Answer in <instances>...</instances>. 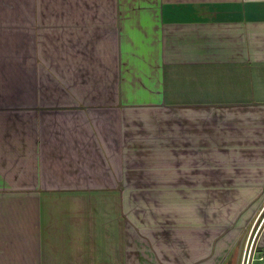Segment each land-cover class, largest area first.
Wrapping results in <instances>:
<instances>
[{"label": "crops", "instance_id": "0c3cea01", "mask_svg": "<svg viewBox=\"0 0 264 264\" xmlns=\"http://www.w3.org/2000/svg\"><path fill=\"white\" fill-rule=\"evenodd\" d=\"M262 190L264 0H0V264H229Z\"/></svg>", "mask_w": 264, "mask_h": 264}, {"label": "rangeland", "instance_id": "374dc122", "mask_svg": "<svg viewBox=\"0 0 264 264\" xmlns=\"http://www.w3.org/2000/svg\"><path fill=\"white\" fill-rule=\"evenodd\" d=\"M250 204L253 206L244 207L245 212L243 213V216L245 217V223L243 230L240 231L241 238L236 247L233 248V253L227 260V263L229 264H241L244 257L247 258L250 256V259H254L256 257L254 251H251V254H249V251L251 247L254 248V246H257L254 241L256 242L258 239V231L264 220V190L257 192L255 199L251 201ZM227 210L230 214L231 209L228 208ZM247 222H249V224H247ZM255 250L257 252V249ZM255 263L257 262L253 261V264Z\"/></svg>", "mask_w": 264, "mask_h": 264}, {"label": "built area", "instance_id": "2783aa9c", "mask_svg": "<svg viewBox=\"0 0 264 264\" xmlns=\"http://www.w3.org/2000/svg\"><path fill=\"white\" fill-rule=\"evenodd\" d=\"M251 251L255 252L256 257L254 259H250V256H248L247 258H243V261L241 264H253V261H256L257 263L255 264H264V256L263 254L257 253L255 248L251 247L249 254H251Z\"/></svg>", "mask_w": 264, "mask_h": 264}]
</instances>
